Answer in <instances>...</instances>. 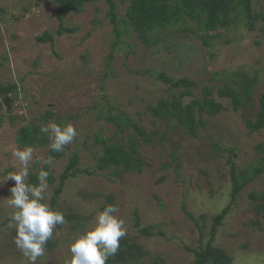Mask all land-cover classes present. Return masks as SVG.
Returning a JSON list of instances; mask_svg holds the SVG:
<instances>
[{
    "label": "rangeland",
    "instance_id": "1",
    "mask_svg": "<svg viewBox=\"0 0 264 264\" xmlns=\"http://www.w3.org/2000/svg\"><path fill=\"white\" fill-rule=\"evenodd\" d=\"M114 2L119 38L106 0L88 3L81 13L64 15L62 20L56 16L54 0H0V84L11 87L7 96L0 95V223L6 222L0 227V264H25L14 243L15 227H9L14 210L7 202L14 185L7 177L22 167L12 152L24 149L18 145V133L24 126L41 129L49 122L62 127L71 123L79 133L60 152L61 157L50 154L51 141L41 131L46 142L33 148L26 183L46 167L55 181L54 186L48 184L46 202L65 216V223L56 226L49 240L55 246L46 249L36 264L70 261L71 244L93 228L95 217L107 205H116L119 211L115 215L124 221L126 236L121 240L137 244L143 253L140 257L136 249L124 246L119 252L127 253V261L111 264H194L195 255L188 249L199 251L208 243L213 217L231 201L229 149L239 171L262 160L264 154L258 146H264V130L251 132L247 127L264 95L262 22L252 32L239 22L231 30L221 31L222 38L213 39L207 47L204 31L189 20L191 32L169 26L157 31V42L147 47L123 23L130 1ZM253 9L264 13V0H253ZM61 25L73 32L60 34ZM126 30L131 34L126 35ZM46 32L53 36L54 45L37 41ZM236 72L258 76L253 102L239 112L233 111L229 99L217 95L226 74ZM162 73L193 80L196 98H202L205 87H212V98L222 104L223 110L213 117L197 112V120L204 125L195 137L175 120L154 119L150 113L151 106L170 97L169 86L156 78ZM7 97L12 100L9 109L3 104ZM110 113H125L147 132L157 133L154 143L145 144L131 128L119 131L108 124L105 118ZM136 137L138 156L144 160L142 171L96 168L103 154L97 140L128 148ZM74 154L81 158L79 169L89 170L91 175L82 171L70 178L52 205L60 176ZM48 157L53 158L51 165L43 162ZM251 194L263 200L252 202ZM258 204H264V174L242 191L217 228L212 245L224 250L231 264H264V211L257 212ZM136 216L140 228L135 226ZM145 227L150 237L140 233Z\"/></svg>",
    "mask_w": 264,
    "mask_h": 264
},
{
    "label": "trees",
    "instance_id": "2",
    "mask_svg": "<svg viewBox=\"0 0 264 264\" xmlns=\"http://www.w3.org/2000/svg\"><path fill=\"white\" fill-rule=\"evenodd\" d=\"M100 0H54L58 8L56 10V16L58 20H62L64 15L70 13H81L84 6L88 3L98 2ZM130 5L127 9L126 20H123L125 26L132 28L138 38L142 40L143 44L147 47L152 46L157 42L155 34L159 30L168 28L169 26H179L184 32H191L187 21L191 20L200 25L203 34L204 45L210 47L211 41L219 40L222 38L221 31H229L234 26L243 22L245 28L252 32L256 29L259 22H262L260 33L264 37V13H256L253 9V0H129ZM109 5V17L111 23L114 26V32L118 38L120 33L118 30V16L117 5L114 0H106ZM188 26V27H186ZM72 33L73 30L63 29L60 26L59 33L63 31ZM210 33H215L212 37ZM131 31L126 30V35H130ZM37 41L42 44L51 43L54 45L53 36L46 32L37 37ZM118 46V43L114 44V48ZM112 60V56L108 58V61ZM218 74L216 73L215 76ZM227 80L221 81V87L217 90V95L223 99H229L234 112L246 110L253 102V94L258 83V76L253 78L249 77L243 72L227 73ZM157 80L167 84L169 86L170 97L158 102L157 105L149 108L150 113L154 119H160L162 121L175 120L179 127L183 128L190 137H195L200 126L204 124L199 122L196 118L197 112H206L209 116L213 117L218 115L222 110V104L216 102L213 98V88L205 87L202 90V98H196L193 90L197 87V84L188 78H171L165 74H159L156 76ZM11 91L10 86H3L0 84V95L7 96ZM193 98L188 103H185V99ZM112 110V108L110 107ZM51 113H47V117L50 118ZM103 118V114L99 116ZM48 120L44 118V121ZM108 124H112L119 131H123L124 128H131L135 131L136 135L145 144L154 143V139L157 136L155 132H147L140 124L136 123L131 117L125 113L109 114L105 118ZM247 127L251 132H257L264 130V95L261 96L258 105V111L254 121L248 120ZM138 137V138H139ZM162 140L165 138L162 137ZM46 140L44 137H40V128L38 126H24L18 133V145L21 148L32 147L36 145L44 146ZM97 143L103 146V154L98 158L96 168L99 170H124L127 172L142 171L144 166V160L138 156L137 147L139 140L137 137L131 138L128 148L120 144H110L106 139L97 140ZM260 152L264 154V146H258ZM230 150V156L228 163L231 169V201L229 206L224 208L219 214L213 217V225L210 232V240L205 246H202L200 250L188 249L195 255L194 264H231V257L222 249L213 246L217 228L221 227L223 221L228 216L232 204H234L242 191L249 186L253 181L264 174V155L260 162H256L246 171H239L233 160V150ZM51 155L54 157H61L60 152H54L51 150ZM81 158L78 154H74L70 157L69 164L67 165L64 173L60 176L59 187L55 188L54 196L52 198V205H54L60 195L63 192V188L66 182L75 177L80 172H85L91 175L89 170H80L79 166ZM44 170L48 169L45 167ZM49 172V171H48ZM38 174L31 175L29 184L36 185L39 183ZM48 184L55 185V181L52 178L50 172L48 177ZM250 199L252 202L262 201L263 198L256 194H251ZM107 202L112 203L110 197L107 198ZM183 210L193 221H196L187 209ZM264 211V204H258L257 212L262 214ZM70 220L74 219L73 216L69 217ZM204 219V217H202ZM6 222L0 223V227L4 226ZM136 228H140V222L138 216H136ZM140 233L144 236H151L149 228L145 227L139 229ZM201 232V229H200ZM51 243V244H50ZM55 243V242H54ZM49 242L46 245V249L51 250L55 245ZM124 246L132 247L137 250V254L141 257L142 251L135 243H130L126 240L120 241V249ZM119 249V250H120ZM118 252L115 256H112L108 262L125 263L127 261L126 252ZM161 264H164L161 262Z\"/></svg>",
    "mask_w": 264,
    "mask_h": 264
},
{
    "label": "clouds",
    "instance_id": "3",
    "mask_svg": "<svg viewBox=\"0 0 264 264\" xmlns=\"http://www.w3.org/2000/svg\"><path fill=\"white\" fill-rule=\"evenodd\" d=\"M40 131L48 135L54 152L64 151L79 135L71 123L62 127L49 122ZM33 151L30 146L23 150L14 149L12 156L18 159L22 167L7 177V180L14 181L7 201L14 210L9 217V227H15L14 243L25 258V264H36L37 259L44 255L56 226L65 223L64 213L53 210L46 202L49 172L40 170L36 185L26 183ZM43 162L51 165L53 158L48 157ZM118 211L116 205H107L99 212L93 228L71 244V259L66 260L65 264H107L109 258L120 249L121 239L126 236L124 221L115 215Z\"/></svg>",
    "mask_w": 264,
    "mask_h": 264
},
{
    "label": "water",
    "instance_id": "4",
    "mask_svg": "<svg viewBox=\"0 0 264 264\" xmlns=\"http://www.w3.org/2000/svg\"><path fill=\"white\" fill-rule=\"evenodd\" d=\"M11 101L12 100L10 98H8V97L3 99V104L6 106L7 109L10 108V102Z\"/></svg>",
    "mask_w": 264,
    "mask_h": 264
}]
</instances>
